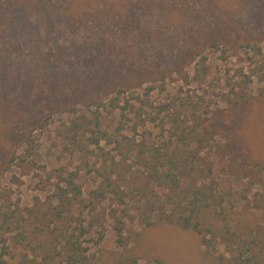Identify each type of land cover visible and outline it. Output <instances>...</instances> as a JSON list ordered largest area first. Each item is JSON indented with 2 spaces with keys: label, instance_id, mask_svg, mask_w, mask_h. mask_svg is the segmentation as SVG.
Instances as JSON below:
<instances>
[{
  "label": "trees",
  "instance_id": "obj_1",
  "mask_svg": "<svg viewBox=\"0 0 264 264\" xmlns=\"http://www.w3.org/2000/svg\"><path fill=\"white\" fill-rule=\"evenodd\" d=\"M89 1L80 3L78 13L74 10L79 1L72 0L65 7V15L74 12L79 16H122L127 7L121 1L107 0V4L99 7L94 4L97 0ZM57 2L0 0V76L2 73L5 77L0 82V172L15 169L12 178L16 184L22 183V176L33 175L41 189L49 190L45 198L37 196L23 208L13 202L10 192L0 189V264H11L6 256L13 245L22 246L26 242L33 245L27 233L31 225L36 237L47 240L30 248H43L48 263L95 264V255L84 244L85 237L97 226L103 229L113 221L120 246L128 250L130 240L125 230L130 216L144 226L168 223L194 231L210 253L223 240L231 256L219 257V264L224 261L261 264L249 255V246L242 243L241 236L227 221L218 180L219 171L229 169L236 176L237 171L241 172L243 176L237 179H246V184H252L254 172L258 178L253 184L258 181L264 185V164L255 170L249 162H239L228 141L215 140L218 130L212 118V100L203 88L209 73L206 47L221 49L225 60L228 51L240 55L239 49L245 48L246 53H252L247 60L250 71L247 79L229 82L227 94H218L231 104L244 100V91L254 79L264 82V57L257 59L262 51L260 38L251 35L243 38L227 22L221 21V26L216 22L213 31L191 33L189 44L172 53L162 65L158 63L151 68L142 47H134V38L129 36L134 20L130 21L124 37L111 39V45L117 47L130 38L124 47L127 53L109 60L110 67L100 65L103 70L80 81L78 87L83 89L79 100L75 96L72 102L59 104L58 112L69 115L62 148L78 156V165L72 170L65 166L48 169L39 162L35 131L49 125L52 114L38 116L36 101L50 98L56 86L60 89L61 82L49 75L43 57L36 59L38 53L34 48H23L14 33L20 31L21 20L17 17L23 13V7L44 16H58L62 12L57 11ZM133 7L140 9L139 5ZM169 10L171 7L167 5L165 11ZM129 11L130 16H139L133 9ZM34 51L35 57H31ZM48 58L56 64L52 55ZM196 58L199 60L191 75L187 68ZM3 62L8 63L7 69H3ZM121 66L127 71H122ZM38 74L43 80L34 82ZM174 77L182 80L177 92L168 90ZM9 81L26 87L31 84L35 98L25 100L17 93L9 100L6 95ZM183 85L196 88L191 91ZM66 90L64 96L68 97ZM154 90L166 94L156 99ZM79 104L85 109L79 108ZM93 106L97 113L88 114L86 109ZM106 109L112 117L110 121L104 114ZM86 174H92L88 188L80 181ZM103 237L101 233L96 243ZM28 261L31 260L26 258Z\"/></svg>",
  "mask_w": 264,
  "mask_h": 264
},
{
  "label": "rangeland",
  "instance_id": "obj_2",
  "mask_svg": "<svg viewBox=\"0 0 264 264\" xmlns=\"http://www.w3.org/2000/svg\"><path fill=\"white\" fill-rule=\"evenodd\" d=\"M57 1L59 7L57 11L62 12L58 16L55 14L44 16L31 11L28 6L23 7L21 9L23 13L17 17L21 20L20 31L14 33L23 48H34L38 53L36 59L43 57L49 75L61 82L60 89L56 86L50 98H39L36 101L38 116L48 112L52 114L50 124L44 129L35 131L39 142V162L48 169L65 166L72 170L78 165V156L65 152L62 148L61 139L64 137L62 134L69 115L65 111L58 112L59 104L72 102L75 96V100H79V92L83 89L78 87L80 81H85L88 74L103 70L100 65L110 67L109 60H115L116 56L127 53L124 47L130 42V38L117 47L111 45V39L124 37L123 33L127 34V25L130 21L134 20L130 25L129 36L134 38V41L132 40L134 47H137L136 45L142 47L151 68L156 67L158 63L162 65L170 59L172 53L189 44L188 37L191 33L213 31L216 22L221 26V21L227 22L234 33L243 38L246 35L260 38L259 45L262 51L258 53L257 59L264 57V0H114L121 1L127 7L124 8L122 16H107L108 18L79 16L74 12L65 15V7L72 0ZM78 1L79 5L74 11L79 13L82 8L80 3L84 0ZM106 2L107 0H97L94 4L99 7L107 4ZM133 4L139 5L140 9L132 8ZM167 5L171 10L165 11ZM130 9L139 16H130ZM197 13L199 14L196 15ZM100 41L102 45L98 44ZM239 50H242L240 55H231V51H228L225 60L221 49L215 50L211 47L204 49V54L208 57L209 73L203 88L212 100L211 108L214 112L212 118L218 130L214 135L215 140L228 141L235 149L239 162H249L250 167L254 166L255 170H259L258 165L264 164V82L254 79L247 91H244L245 99L237 104H231L223 96V99L218 96L219 93L227 94L229 82L247 79L246 76L250 72L247 60L252 53H246L245 48ZM35 51L31 57H35ZM51 55L57 61L55 65L48 58ZM198 60L199 58H196L187 68L191 75L194 74ZM2 65L3 69H7V62H3ZM121 69L127 71L124 66H121ZM67 76L70 77L65 80ZM4 79V74L1 73V84ZM37 79L33 78L34 82L42 81V75L38 74ZM15 82L9 81L6 93L9 100H12L17 93H20L25 100L30 96L35 98L31 84L26 87ZM181 84L182 80L174 77L169 82L168 90L177 92ZM184 87L192 91L196 85ZM65 88L68 97L64 96ZM153 92V97L156 99L166 94L165 91ZM78 107L85 109L81 104ZM86 111L88 114L97 113L96 106L89 107ZM104 114L108 115L107 109L104 110ZM110 116L108 115L109 121L112 119ZM1 160L0 149V162ZM237 172L238 176L229 169L224 172L219 171L218 185L223 196L224 211L227 221L241 236L242 243L249 246V255L264 264V185L258 181L253 184L258 178L255 177L254 172H252V184H246V179L244 181L237 179L243 176L241 172ZM13 173H16L15 169L0 172V189L11 193L13 202L25 208L34 202L35 197L47 196L49 190L41 189L36 177L22 176V183L16 184L12 178ZM91 175L82 176L80 179L85 188L92 183ZM127 220L125 236L130 240L128 250L120 246L113 221L108 222L103 229L97 226L85 237L84 244L95 255V264H219V257L231 256L226 251L223 240L215 249L211 248L210 253L202 243L201 237L194 231L168 223L144 226L132 216L129 219L127 217ZM27 233L33 245L47 240L46 237H36L33 225L27 227ZM101 233H104V237L96 243ZM27 244L29 242L22 246L13 245L10 248L11 251L6 258L11 264H55L48 263L44 259L43 248L37 247L31 250L30 247L33 245ZM26 258L31 261L26 262ZM223 264L231 263L224 261Z\"/></svg>",
  "mask_w": 264,
  "mask_h": 264
}]
</instances>
